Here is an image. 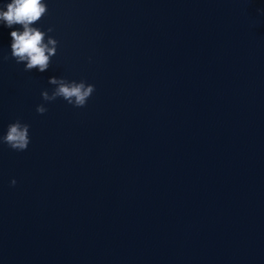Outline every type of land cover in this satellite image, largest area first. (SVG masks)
<instances>
[{
    "label": "water",
    "instance_id": "95a60500",
    "mask_svg": "<svg viewBox=\"0 0 264 264\" xmlns=\"http://www.w3.org/2000/svg\"><path fill=\"white\" fill-rule=\"evenodd\" d=\"M44 2L43 73L0 23V264H264V0Z\"/></svg>",
    "mask_w": 264,
    "mask_h": 264
},
{
    "label": "clouds",
    "instance_id": "9594fccd",
    "mask_svg": "<svg viewBox=\"0 0 264 264\" xmlns=\"http://www.w3.org/2000/svg\"><path fill=\"white\" fill-rule=\"evenodd\" d=\"M47 5L44 0H10L0 8V23L12 29L18 25L19 28L10 32L11 58L17 64H23L24 71L33 69L43 73L49 69L51 57L56 54L58 41L46 33L53 31L51 27L42 31L33 25L40 21L47 13ZM8 59V57H4ZM47 83L53 85L51 92L42 90L40 95L43 101L51 102L62 98L67 104L76 108H83L88 99L95 91L93 84L85 81H69L65 78L51 76ZM37 114L43 115L47 109L43 104L35 108ZM30 143L29 125L22 123L19 119L8 124L6 133L0 135V144L7 145L11 150L22 152L27 150ZM10 184L14 186L16 180L12 179Z\"/></svg>",
    "mask_w": 264,
    "mask_h": 264
}]
</instances>
